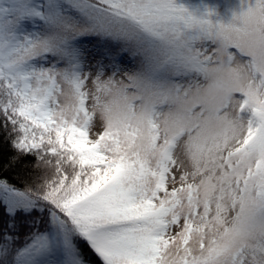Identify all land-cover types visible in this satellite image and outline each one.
I'll return each mask as SVG.
<instances>
[{
    "label": "snow or ice",
    "instance_id": "snow-or-ice-1",
    "mask_svg": "<svg viewBox=\"0 0 264 264\" xmlns=\"http://www.w3.org/2000/svg\"><path fill=\"white\" fill-rule=\"evenodd\" d=\"M215 17L0 0V264H264V0Z\"/></svg>",
    "mask_w": 264,
    "mask_h": 264
},
{
    "label": "rangeland",
    "instance_id": "rangeland-1",
    "mask_svg": "<svg viewBox=\"0 0 264 264\" xmlns=\"http://www.w3.org/2000/svg\"><path fill=\"white\" fill-rule=\"evenodd\" d=\"M177 3H183L190 9L203 10L204 6L214 8L218 13V18L224 23H228L232 19L233 12L239 13L241 11V0H177ZM85 45L90 51V57H97L99 53V45L93 39L91 42L85 40ZM120 63L131 67L134 64L133 59L127 55H121Z\"/></svg>",
    "mask_w": 264,
    "mask_h": 264
},
{
    "label": "trees",
    "instance_id": "trees-1",
    "mask_svg": "<svg viewBox=\"0 0 264 264\" xmlns=\"http://www.w3.org/2000/svg\"><path fill=\"white\" fill-rule=\"evenodd\" d=\"M12 157V150L5 144L0 148V160H2L4 165V178L8 179L10 182L16 184L17 186H22L21 179L26 173L25 165L29 163V160L21 161L19 164L9 167V161ZM0 215H2V210H0ZM27 229H22L21 232H25Z\"/></svg>",
    "mask_w": 264,
    "mask_h": 264
}]
</instances>
